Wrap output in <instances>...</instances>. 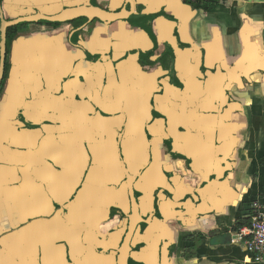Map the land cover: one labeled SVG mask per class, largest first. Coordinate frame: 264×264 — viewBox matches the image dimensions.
Here are the masks:
<instances>
[{
  "label": "crops",
  "instance_id": "crops-1",
  "mask_svg": "<svg viewBox=\"0 0 264 264\" xmlns=\"http://www.w3.org/2000/svg\"><path fill=\"white\" fill-rule=\"evenodd\" d=\"M1 1L8 21L132 10ZM136 2L143 26L36 21L12 37L0 264H256L237 234L264 210V0Z\"/></svg>",
  "mask_w": 264,
  "mask_h": 264
},
{
  "label": "water",
  "instance_id": "water-1",
  "mask_svg": "<svg viewBox=\"0 0 264 264\" xmlns=\"http://www.w3.org/2000/svg\"><path fill=\"white\" fill-rule=\"evenodd\" d=\"M131 4V13L128 15L122 14H112L105 12L101 9L89 7L83 10H79L76 12H71L66 14V16H44V15H33L22 17L13 21H8L4 17L2 1L0 0V23H1V44H0V86L5 76L6 69V56H7V37H8V29L12 26H16L22 23L27 22H36L43 21L49 23H66L71 22L77 19L86 18V17H94L101 20L113 21V20H124L135 23L139 26H143V20L139 16L137 11V2L136 0H129ZM125 258V255H124Z\"/></svg>",
  "mask_w": 264,
  "mask_h": 264
},
{
  "label": "built area",
  "instance_id": "built-area-1",
  "mask_svg": "<svg viewBox=\"0 0 264 264\" xmlns=\"http://www.w3.org/2000/svg\"><path fill=\"white\" fill-rule=\"evenodd\" d=\"M256 211L251 225L237 234L256 264H264V210L260 205L254 206Z\"/></svg>",
  "mask_w": 264,
  "mask_h": 264
},
{
  "label": "trees",
  "instance_id": "trees-1",
  "mask_svg": "<svg viewBox=\"0 0 264 264\" xmlns=\"http://www.w3.org/2000/svg\"><path fill=\"white\" fill-rule=\"evenodd\" d=\"M92 18H94V17H92ZM47 24H48V25H55V26L59 25V24H53V23H47ZM23 26H25V24H20V25H17V26H12V27H10V28L8 29L7 47H8V45H9L10 41L12 40V37L16 34L17 29H18V28H21V27H23ZM5 80H6V74H5V77H4L3 81H2V84H1L0 90H1V88H2V86H3V84H4V82H5ZM250 225H251V224H250Z\"/></svg>",
  "mask_w": 264,
  "mask_h": 264
},
{
  "label": "flooded vegetation",
  "instance_id": "flooded-vegetation-1",
  "mask_svg": "<svg viewBox=\"0 0 264 264\" xmlns=\"http://www.w3.org/2000/svg\"><path fill=\"white\" fill-rule=\"evenodd\" d=\"M79 21V19H77V20H74V21H71V22H68V23H71V24H75L76 22H78ZM38 23H40V24H44V25H48L47 23H49V22H43V21H37ZM22 24H27V23H22ZM53 24H60V23H53ZM20 25V24H19ZM17 26V25H16ZM50 26V25H49ZM51 26H53V25H51ZM8 48V47H7ZM6 70H7V63H6V69H5V74H6ZM5 77V76H4ZM2 84V83H1ZM1 87V86H0ZM127 235H128V233H127ZM129 247V246H128Z\"/></svg>",
  "mask_w": 264,
  "mask_h": 264
}]
</instances>
